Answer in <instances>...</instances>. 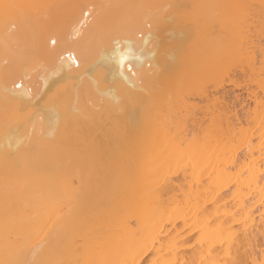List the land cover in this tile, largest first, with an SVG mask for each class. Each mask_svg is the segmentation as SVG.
<instances>
[{"label":"bare ground","instance_id":"obj_1","mask_svg":"<svg viewBox=\"0 0 264 264\" xmlns=\"http://www.w3.org/2000/svg\"><path fill=\"white\" fill-rule=\"evenodd\" d=\"M3 1L0 17L8 13L18 26H0V264H135L151 249V264H259L264 140L256 149L246 137L238 162L237 152L224 153L202 131L190 137L183 123L175 134L156 124L157 98L174 90L180 101L184 87L198 89L221 68L211 62L224 49L195 21L204 13L195 11L199 27L189 28L160 1L150 29L138 10L103 35L111 0H75L63 22L41 28L29 26L41 14L19 12L41 0H12L8 9ZM84 6H94L95 17L86 9L89 24L71 33ZM22 40L21 51L7 52ZM181 160L183 181L175 183ZM231 183L228 202L222 187ZM175 220L199 231L195 251L186 252Z\"/></svg>","mask_w":264,"mask_h":264},{"label":"rangeland","instance_id":"obj_2","mask_svg":"<svg viewBox=\"0 0 264 264\" xmlns=\"http://www.w3.org/2000/svg\"><path fill=\"white\" fill-rule=\"evenodd\" d=\"M4 1L3 3L6 5L5 9L13 6L12 0ZM73 1L75 0H41L38 3L35 2L34 5L33 3L31 5L26 3L25 6H21L22 8H20V10L22 11L19 10V12L25 13L26 11V14H30L31 12L33 15L41 14L43 19L38 20V22L35 20V22L29 23L30 27L32 24H37L36 27L40 26V28L44 25L56 26L64 21V16L67 13L66 11ZM99 1L108 5L112 2L108 6V8L110 7L109 22L105 23L107 25H105L106 27L103 35H107L111 33L114 28L123 25L129 16L131 17L139 11L141 15H144L146 25L148 24V29L154 25V21L150 19V16L161 10L175 12L178 17L177 19H179L180 22H185L189 28H195L196 26L199 27L200 24L204 23L201 25V28L204 29V32L208 34V36H210L209 38H211V40L214 41L216 39L213 42V44L217 46H215V48L217 50H219V48L224 49V51L222 50L221 55H217L218 52L216 51V57L214 61L211 62V65L213 64L212 67H215L214 70H217V67L221 68L219 71H216L213 76L205 77L203 84L198 89H188L184 87L182 89V97L180 101L173 96L174 90H167L163 96L164 98H157L156 124L165 125V128H167L170 133L175 134L177 133V130L175 129L176 123H183L186 125L187 133H189L190 137H192L194 133L202 131L206 142H211V145L223 148L224 153L232 155L237 152L238 162H241L248 151L246 137L252 138V146L258 149L259 144L263 143L264 140V118L262 117L264 114V0H201L199 3H196L195 0H156L159 2V5L163 3L164 6H162L166 8L164 9L162 7L161 10L159 9L161 5L158 6V2H155V0ZM139 1H141V4L143 5H140ZM20 2L24 3L25 0ZM133 4L135 5L133 6ZM131 6L133 7L132 9ZM86 9L90 11V16L92 17H90L91 22L94 19L95 7L93 6L91 8L90 6H84L78 16L79 19L77 18L75 21L79 23H76V25L73 24L71 33H74L76 29L78 30L80 25L79 31L82 32L87 24H89L88 22H90V19L83 21ZM141 9L150 14L147 15V12H141ZM195 11L203 12L204 19L203 17L200 19V16L197 17V14L195 16ZM130 13H132V15ZM145 15H147V18ZM25 16L26 15H24V17ZM183 16H185L186 19ZM193 17H197V20H195L196 18H194V20L197 21L199 25L194 22ZM198 19L201 20V22H199ZM0 20H2L0 21V26L5 25L3 27H6V25H11L12 28L15 26L13 29H16L18 26L16 25V20L8 13H5L4 16L0 17ZM43 20L45 21L44 24ZM195 23L197 24L196 26ZM205 25L206 27H203ZM111 28L113 29L111 30ZM207 31L211 32V35ZM141 34L145 35V30H143V32L140 31V33L137 34L139 39L144 37L141 36ZM98 37L99 36H97V38ZM49 38L47 40L48 44ZM98 39L96 42H98ZM191 40L192 38L188 40L190 44L193 42V40L192 42ZM24 42L25 40L12 43V45L17 44V46H12L11 44L8 45L7 52L12 53L15 51H21ZM96 42L94 40V43H92L94 47L99 43ZM0 44H2L1 40ZM49 46L54 48L58 46V43L56 46L54 44ZM14 47L15 49L13 50L12 48ZM5 54L6 53L2 54V59L6 58L4 63L7 64L9 63V56H7L8 54ZM148 67H152V69L154 68L153 64ZM35 68L33 70L34 76L37 77L36 79L39 78L38 80L40 81V72L44 70V66L37 65ZM29 79L32 80V78ZM30 80L26 79L25 81L30 82ZM91 102L89 101V104H92ZM96 102L98 101H94L93 103ZM100 103H102V101H100L99 104ZM183 163L184 161L181 160L179 167L174 173L173 177L175 183L183 181L181 166ZM227 166L230 170H234V166L231 165L230 162L227 163ZM202 177L204 179L209 178L206 171L202 172ZM222 188L224 189L223 193L227 199L226 201H233L231 195L233 190L232 183L228 186H223ZM207 202L211 206L215 205L217 202L216 196ZM262 210L264 212L263 202L258 201L255 210V216L258 221L262 215ZM177 218L178 216H176V219ZM258 221V224L253 228L249 226L250 224L248 225L251 227L250 230L256 232V229L258 228L257 226L260 224ZM176 224L178 225V228H180L182 234V240H180V242L185 243L186 252L195 251L194 249L199 247V231L193 228L190 222H177ZM260 242L261 240L258 243ZM262 247L263 246H260L255 249L259 253L258 255L256 254L259 264L264 263V260L260 255L261 253L259 252V249L264 248ZM155 254L156 250L154 249L147 252L145 251L141 254L140 259L135 264H151L153 260L156 259ZM185 263L200 264L199 262L191 261L190 259L186 260ZM167 264H184V261L172 260L170 258Z\"/></svg>","mask_w":264,"mask_h":264}]
</instances>
